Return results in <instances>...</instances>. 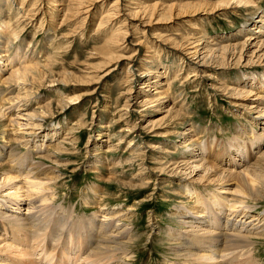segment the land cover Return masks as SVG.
<instances>
[{
	"label": "rangeland",
	"instance_id": "374dc122",
	"mask_svg": "<svg viewBox=\"0 0 264 264\" xmlns=\"http://www.w3.org/2000/svg\"><path fill=\"white\" fill-rule=\"evenodd\" d=\"M6 1L0 0V5L3 9L0 14V24L2 21L9 20L7 15L10 9L9 7L11 6L14 7L10 15L11 23H13L4 35L1 34L0 42L3 40L5 42L8 41L7 38H9V34L13 30L12 28L15 26L19 27L18 33L20 32V36L10 44L12 46L10 47L11 50H17L23 42L21 45L23 50L36 54L37 59L41 63L44 61L43 53L48 48L49 50H54L52 47L55 45L53 46V44L60 42L62 49L55 50L63 51L61 55L63 64L56 70V73L64 70L69 71L65 79L66 84L61 81L37 84L42 98L51 97L54 100L55 105L53 109L55 116L47 115L44 119H41L40 122L43 123L42 128L37 127L31 130V128L25 126L21 127L22 132L26 133L27 138H30L29 136L43 135L54 127L60 129L59 141H62L65 136L68 138L63 140V148L61 153H58L59 155L57 153H54L55 155L48 153V150H45L43 154H47L48 156L52 154L51 158L48 156L43 157L39 154L35 156V160L42 161L44 165L57 167L56 171L60 174L56 182L50 181V183L49 181H45L47 182L46 186L47 188L49 187L50 193L54 192L50 196L48 204L60 206L59 212L65 211L72 213L70 216L75 221L81 218L86 220L93 213H100L101 211L108 218H110L111 212L113 211H122L125 213L122 216L123 218H119L121 222L117 223L120 225L125 223L132 230V233H129L130 236L128 235L125 238L129 246V248L127 247L128 250L132 248L130 250L131 252L128 251L130 252L129 257L126 258V261H129L128 264H194L192 257H184L182 253H179L178 256L175 253L172 246L175 240L169 235L171 233H182L184 229L180 226L181 224L175 212L181 211L182 213L186 210L185 206L195 205V199L189 198V190L181 184L188 180L196 181L194 182V187L199 191H206L207 195L204 199L206 201H208L209 195L215 189L212 184L205 182V180L201 181V183L200 180H197L195 174L191 178L189 174H186L187 171L179 172V174L174 176L171 172H165L163 175L164 178H160L161 176L153 169L157 164L156 161H158L155 159L164 153L167 155V158L163 160L165 164L174 163L176 158L178 161L183 159L184 155L182 151L176 150L177 148L174 150L173 143H182L184 141V134L182 133H185L186 129L192 124L199 128V134L196 135L197 141L199 142L201 140L206 142L208 147L212 148L214 146L212 141L216 140V143L221 146L220 148L225 150L235 138H241V143L251 145L256 137L253 136V132L256 133V131H252V134H249L251 133L252 123L257 121L255 128L259 134L264 125V115L258 121V118H256L258 111L256 109L251 111L252 108H250L258 104L260 106L264 105V100L256 96V93L259 91L255 90L253 93L245 94L242 100L237 99V101L242 102L240 105H237V103H234L236 100L232 95L222 90L220 91L217 88L218 86L214 87V85H220L219 82L222 78L234 84V82H237L238 77L244 78V75L245 77H247L246 75L250 77L253 74L258 75L263 73L264 61L247 63L248 61L243 60L240 63H234L230 58L229 63L224 64V66H214V63H212L209 67H204V72H199V75H195L190 81H175L174 92L177 90L175 95L178 96L181 92L183 93L182 96L177 97V101L181 99L180 103L186 104L182 112L183 117L175 121H170L169 116H166L168 105H172V100L175 99L169 100L166 103L167 108L165 109H159L157 106L155 111L149 109L142 111L145 107L140 108L139 105L142 104L141 100L145 97L152 96L155 88L152 86L154 83H150L149 86H145L144 83L152 76L148 72H154L155 67L162 70L165 66L179 67V65H184V74L182 75L185 76L187 71L186 65L190 62H195L194 59L191 57L189 59V56L185 54L184 48L192 45L190 42L197 41L202 43L200 45L203 46L207 43V39L211 37L215 38L223 34L234 35L243 27H248L249 25L252 27L253 18L256 19V16L261 15V12L264 11V0H252L254 4H251L249 7L238 0H97L90 6L92 16L90 15L89 17L91 18H88L84 23L82 22V17L85 15L83 10L77 12L76 7L78 6L72 4V0H55V2L53 0H38L36 6L33 7L34 0H25L23 1V9H29L28 14L25 13L26 10L25 12L24 10H19L21 13L17 17L16 11L22 7V0ZM201 1H205L204 3L207 5L202 6L196 3ZM222 1H230L231 4L230 6L224 4V6H221L222 8L220 6L216 7L217 3ZM69 3L75 7L68 9L66 13L68 25L63 26L62 24L61 28L60 23L63 20V13L70 5ZM114 3L121 7L124 5L123 12H120L119 15L117 14L118 16L116 18L112 17V20H102L101 14L107 11V9L109 10L110 6ZM137 3H139V6L136 5ZM153 3H156L161 9L150 17L146 14L147 12H145L144 6ZM187 3H192V6L189 8L181 7V5H186ZM234 4L235 6H233ZM64 5L67 6L63 11L61 7H65ZM171 5L173 6L171 7ZM59 7L60 10L58 9ZM126 11L131 16L133 14L132 18H134L135 14L137 15L131 20L126 15ZM101 20L103 23L98 30V22ZM125 20L127 21L126 26ZM110 21L112 22L110 23ZM7 22L9 23L10 20ZM56 28L57 31L55 32L54 29L56 30ZM118 28H122L121 31L123 32L127 31L128 35L125 36L124 32V38L120 44L116 43L115 52H112L109 58L105 57L100 53V50H103L102 48L107 45V42L112 38L111 35L115 34V30ZM75 29L78 30L74 36L72 31H75ZM172 37L176 39V42L178 41V44L176 43L177 45L173 44V40L170 39ZM240 39L243 40L244 35ZM203 40L206 42L204 43ZM241 40L237 39V36H233L230 41L223 40L222 44H236ZM3 49L0 48V52H2L1 56L8 54L4 53L2 51ZM76 56L78 57L76 58ZM4 60V63H6L7 60ZM63 66L66 69L62 68ZM258 67L260 69H257ZM6 68L5 75H8L11 66L9 65ZM107 71L109 73L105 75ZM170 74L173 73L171 72ZM55 78L61 79V75H57ZM172 79L173 77L171 76L169 80L171 81ZM157 81H159L158 78ZM240 83H244V79ZM250 83H253V80H250ZM5 86L7 85L0 83L2 89L3 87L7 89ZM9 86L16 94L17 91L14 87L12 85ZM148 87L151 90H147ZM61 94L63 96L68 95L69 97L79 98L76 100V103L68 105L70 108L65 111L64 109L61 110L60 104L58 103V98L62 96ZM169 94L173 95L172 91ZM126 100H129V103ZM4 105L3 110L6 109L5 113L10 114L12 111L17 113L9 103H5ZM173 105H175L174 107L176 109L179 107L178 104ZM19 106V110L24 109L21 104ZM33 107L36 108L35 105H32L31 108H28L29 111L33 110ZM125 110L127 112L129 111L128 115L130 112L133 114L132 121L127 122L125 120ZM148 111L150 112L147 113ZM149 119H159L160 125H157V127L161 132L155 133L162 136V132L166 130L168 131L166 133L167 136L154 138V133L148 128ZM20 120L27 122L26 118ZM134 123L138 124L136 134L140 136L135 137L133 142L135 144H141V147H144L147 154L146 160L143 163L146 164V168L148 167V172L144 171L142 177H146V180L150 182L142 187H138V182L135 180V177H137L135 172L140 170V166L138 167L136 163L134 167H131L128 160H126L127 156L130 157L132 155V152L127 147L128 140L130 139H124L125 128L134 125ZM243 126H245L248 134H241L240 137L239 127L242 128ZM8 128L0 126V143L4 140L2 132L5 129L11 130ZM15 128L18 127L15 126ZM67 128L73 129L70 130ZM109 129L112 133L110 138L107 134ZM117 132L118 134H116ZM40 137L36 136L35 138ZM120 137H123V139L119 142ZM163 140H168L169 143L164 144L165 142ZM50 142L51 146L49 150L55 152L54 144L58 141L52 139ZM100 142L102 143L100 144L101 146L99 145ZM159 143L161 144L160 147L166 145L171 153H162L161 148H158L159 152L150 150L152 148L157 149L154 148V145H158ZM255 148L252 152L254 153L257 150L254 153L256 157L259 155L261 149L264 151V142H262L259 150ZM17 149L22 154L28 152V149L22 145ZM195 149L197 150V147L193 151ZM212 157L216 159V162L221 167L229 166L225 161L223 162L222 158L229 157L226 152H223L221 158L215 157L214 154ZM53 159H57L58 162H54ZM96 159L97 162H94ZM103 159H105L106 165H104ZM255 159L252 157L251 162L253 163ZM112 165L113 168H110ZM34 177L33 180L36 181ZM180 177L183 178L182 181H179ZM23 178L24 176L19 178L17 182L18 186L22 187L20 190L22 198L28 200L24 204H28L30 197L34 198L40 193L30 185V182H32L31 179ZM211 178L215 181L217 179L214 175ZM25 181L27 183H24ZM94 182L99 184L97 188L100 189V192L104 191V197H102V193L101 195H97V193L91 191L89 186L93 185ZM21 183L24 186H21ZM225 183L224 187L226 190L221 192L223 195H229L228 200L225 199L226 201L231 204L236 203V201H232L234 199L232 197L244 198L245 204L253 206L247 208L250 211L248 216L255 214L256 216L261 215L264 217V197L252 199L242 193L236 192L235 190L238 188L236 183ZM205 184L207 185L206 190L204 187ZM6 187L8 186L0 188V197H6L4 191H2ZM228 187L230 188L228 189ZM47 190L43 191V193L48 194L49 190ZM181 190L187 191V194ZM232 191L235 193H232ZM28 194L31 196H28ZM97 201L99 202L98 204ZM253 204L257 205L254 206ZM237 205L242 204L238 202ZM24 207L26 208V205ZM68 208H71L70 211ZM238 213L241 217L243 210ZM224 220L225 218L223 217V222ZM262 228L264 229V225ZM250 237L253 241H251L252 249L253 251L255 250L253 254L257 262L264 264V235H251ZM6 239L15 243L18 242L17 238H12L11 236ZM29 239L30 236L28 241Z\"/></svg>",
	"mask_w": 264,
	"mask_h": 264
},
{
	"label": "bare ground",
	"instance_id": "6f19581e",
	"mask_svg": "<svg viewBox=\"0 0 264 264\" xmlns=\"http://www.w3.org/2000/svg\"><path fill=\"white\" fill-rule=\"evenodd\" d=\"M23 1L25 0H22V3ZM34 1L35 2L32 4V7L36 6V2L38 0ZM72 1V4L78 6L76 7L78 9H76V11L78 12L79 10H83V13L85 14L82 17L83 23L88 18H91L89 17L90 15L92 16L90 6H92L97 0ZM238 1L246 4L247 7H249L251 4H254L252 0ZM53 2H55V0H53ZM204 2L205 1L196 3L202 6L207 5ZM69 4L70 5L67 8V5H64L65 7L63 8L61 7V10L63 11L64 8H66V11L63 13L64 16L62 15L63 20H61L60 27L62 24L63 26L68 25L66 13L69 8L75 7L71 6V3ZM224 4L226 6H230L231 3L230 1H222L217 3L216 7L220 6V8H222L221 6H224ZM23 5L24 3L22 4V7H20L21 9H17L16 17L21 13L19 10H24ZM136 5L139 6V3ZM172 6L173 5H171V7ZM191 6L192 3L181 5L182 8H189ZM233 6H235V4ZM159 7L160 6H158L156 3H153L148 5L146 4L144 9L146 10L145 12H147L146 14L152 17L156 11H160L161 8ZM9 8L10 9L8 10L7 18L10 20V22H7L9 20L1 22L0 37L1 34L4 35V33H6L13 23H11L12 20L10 15L12 8L14 7L11 6ZM124 8V5L121 7L114 3L110 6L109 10L107 9V11L101 14V19L112 20V17L116 18L120 12H123ZM58 9L60 10V7ZM25 10L24 12L27 13L29 9ZM2 11L3 9L0 5V14ZM126 15L132 20L137 14H135L134 18H132L133 14L131 16L126 11ZM256 17V19L253 18L252 20V27H250V25L248 27H243L234 35L223 34L216 36L215 38L211 37L207 39V43L203 46L200 45L202 43L197 41L193 43L190 42L192 45L184 48L185 54L189 56V59H194L195 62H190L186 65L187 71L185 76L182 75L184 74V65H179V67L165 66V68L162 70H160L158 67H155L154 72L149 71L148 74H152V76H150V78L145 81L144 85L149 86L150 83H154L152 86L155 88L152 96L145 97L141 100L142 104L139 105L140 108L145 107V109L142 111L148 109L155 111L157 106L159 109H165L167 108L166 103L171 99H175L172 100V105H168L166 116H169L170 121L180 120V118L183 117L182 112L186 104H181V99L177 101V97L182 96L183 93L181 92V95L179 94L178 96L175 95L177 92V90L174 92L175 81H190L195 75H199V72H204V67H209V65H212V63H214V66H224V64L229 63L230 58L234 61V63H240L243 60L248 61L247 63L264 61V51L262 52V50H264V11L261 12V15ZM102 20L98 22V30L100 25L103 23ZM111 22L112 21H110V23ZM126 23L127 21L125 20V26ZM18 28L19 27L16 26L12 28L13 30L10 32L9 38L6 37L8 41L5 42V40H3L0 42V48H4L2 51H4V53H8L7 55L1 56L2 52H0V83L7 85L5 86L7 89L4 87L2 89L0 87V126L5 128L9 127L8 129H11H5L2 132V137L4 140L2 143H0V188L8 186L2 190L4 191L6 197H0V264H128L129 261H126V258L129 257L131 252L130 250L132 248L128 250L129 246L126 243L125 238L128 237L129 233H132V230L126 226L125 223L122 225L117 223L121 222L119 218H121L125 213L122 211H113L111 212L110 218H108L106 214H103L101 211L100 213H93L92 216L88 217L86 220L84 218H78L79 220L75 221L72 220L70 216L72 213H67L65 211L59 212L60 206L48 204L50 196H52L54 192L50 193V190L48 189L49 187L47 188L46 186L47 182L45 181L56 182L57 179H59L60 174L58 171H56L57 167H48L46 164L44 165L42 161L35 160V156L37 154L43 157L48 156L47 154H43L45 150H48V153L52 154H58L59 152L61 153L63 148L62 146L64 144L63 140L68 138L65 136L62 141H59L60 138H58V136H60V129H56L55 127L49 129L43 135H35L32 137L29 136L30 138H27L26 133L22 132L21 127L25 126L31 128V130L32 128L37 127L42 128L43 123L40 122L41 119H44L47 115L55 116L53 109L55 105L54 100L51 97L42 98L37 84L42 82L55 83V81H61L66 84L67 82L65 79L69 71L64 70L60 73H56V70L63 64V58H61L63 51L55 50L61 48L60 42L54 44L52 43L53 46L55 45V48L52 47L54 50H49L48 48V50L43 53V63L37 59L36 54L27 52V50H23L21 46L23 42L17 50H11L10 47L12 46L10 44L20 36V32L18 33ZM121 29L122 28L116 29V33L111 35L112 38L107 42V45H104L105 47L102 48L103 50H100V53L105 57L109 58V55L112 52H115L116 43L120 44L121 40L124 38V32L125 36L128 35L127 31L123 32ZM77 30L75 29V31H72L74 36ZM54 31L56 32L57 28L56 30L54 29ZM243 35L244 39L241 40L240 37ZM233 36H237V39L241 41L237 42L236 44H222L223 40L230 41ZM170 39L173 40L174 45L178 44V41L176 42V39L173 37ZM203 41L204 43L206 42L205 40ZM48 46L50 45L48 44ZM77 57L78 56H76V58ZM4 59L7 60L6 63H4ZM9 65L11 66L10 72L8 71V75H5L7 71L6 67ZM62 68L66 69L65 66ZM257 69H260V67ZM171 72L173 74H170ZM108 73L109 71H107L105 75ZM57 75H61V79L55 78ZM171 76L173 79L170 81L169 78ZM246 76L247 77L244 75V78L238 77L237 82H234V84L229 83L228 81L224 80V78H222L219 82L220 85L216 84L214 87L218 86L217 88L220 89V91L222 90L225 93L232 95L236 100L234 103H237V105L242 103L237 101V99L242 100L245 94L253 93L255 90L259 91L256 93V96H259V98L264 100V71L258 75L253 74L250 77L249 75ZM163 77L164 79H162ZM157 78L159 81H157ZM240 79H244V83L241 84ZM250 80H253V83H250ZM9 85L14 87V89L17 91L16 94L13 92L12 88L10 89ZM149 89L151 90V88L148 87L147 90ZM171 91L173 95L169 94ZM5 92L7 93L6 95ZM61 95L62 96L58 98V103L60 104L61 110L64 109L65 111L70 108L68 105L76 103V100L79 98L69 97L68 95L63 96V94ZM127 102L129 103V100ZM5 103H9L17 113H14L13 111L10 114L5 113L6 109L3 110ZM20 104L24 109H18ZM173 104H178L179 107L176 109L174 107L175 105ZM32 105H35L36 108L33 107L34 109L29 111L28 108H31ZM258 105L251 106L250 108H252L251 111L253 109L258 111L259 115L257 114L256 118H258L259 121L261 120V116L264 115V105ZM149 112L150 111L147 113ZM128 113L129 111H126L125 120L130 122L133 120V114L130 112L128 115ZM25 118L27 122H22L21 120L19 121V119ZM256 122L257 121L252 123L251 133H249L252 134V131H256V133L253 132V136L256 137L252 141L251 145L248 143H241V138H235L228 145L229 147L227 146L228 148L225 146V150L220 148L221 146L216 143V140L212 141L214 145L212 148L208 147L206 142L201 140L199 142L197 141L196 135L199 134V128L192 124L186 129L185 133H182L184 134V141L180 144H176V142L173 143L174 150L177 148L176 150H181L182 154L184 155V158L180 161L176 160V158L174 163H164L165 161L163 160L167 158V155L164 152L171 153L166 145L160 147V143L158 145L153 144L155 146L154 148L157 149H150L159 152L158 148H161L162 153H164L159 155L157 158L155 156V160L158 161H156V166L153 167V169H155L156 172L161 176H159L160 178L163 177L165 172H171V174L174 176L179 174V172L181 173L182 171H187L186 174H189L191 178L195 174V176H197V180H200V182L205 180V182L212 184L213 188L215 189V191L211 192L209 195L208 201H206L204 199L207 193L206 191H199L194 187V182L196 181L188 180L181 184L187 188V190H189V198L195 199V205L185 206L186 210L182 213L181 211L175 212L177 213L179 223L181 224L179 225L184 228L182 233L169 234L172 236V239L175 240V243L172 246L178 256L179 253H182L184 257H192L194 264H259L253 254L255 250L253 251L252 249L253 241L251 240L250 236L264 235V229L262 228L264 225V217L261 215L256 216L254 213V215L248 216L250 211H248L247 208L253 206L245 204L244 198L237 196L232 197L234 198L232 201L234 200L236 203L230 204L225 200H228L229 195H223L221 192L226 190L224 187L226 184L225 182H230V184L236 183L238 185V188L235 190L236 192L242 193L247 197L252 199L264 197V151L261 149L259 155L256 157L254 153L257 150L254 153L252 152L254 151L253 149L255 147V149L259 150L261 148L262 142H264V125L261 133L259 134L255 128V125H257ZM157 125H160L159 119H149L148 128L154 133V138L167 136L166 133H168V131L166 130H164L165 132H162V136L157 134L158 132H161ZM15 126L18 128H15ZM137 126L138 124L134 123V125L125 128L124 139H130L128 140L127 147H129V151L132 152V155L130 157L127 156L126 160H128V163H130L131 167H134L136 163L138 167L140 166V170L135 172L137 176L135 177V180L138 182V187H142L143 185L148 184L150 181L146 180V177H142L144 171L148 172V167L146 168V164L143 163L146 160V150H144V147H141V144H135L133 142L135 137L140 136L139 134H136L138 131ZM72 129L73 128L70 130ZM110 129L107 133L109 138L112 134ZM244 133H247L245 126L242 128L239 127L240 137L241 134L243 135ZM116 134H118V132ZM36 136L41 137L35 138ZM52 139L58 141L56 144H54L55 152H51L49 150L51 146L50 141ZM121 139H123V137H120L118 141L120 142ZM163 141L165 142L164 144L169 143L168 140ZM100 144L102 143L100 142L99 145ZM20 145L26 147L28 152L22 154L20 151H18L17 148ZM196 147L197 150L195 149L193 151V149ZM185 150H187V152H185ZM223 152H226L229 157H222ZM52 154L48 157L51 158ZM213 154L215 157H222L223 162L225 161V163L229 166L221 167V165H218L216 159L212 157ZM252 157L256 158L253 163L251 162ZM103 160L104 165H106L105 159ZM53 161L58 162L57 159H53ZM94 162H97V159L94 160ZM110 168H113V165ZM21 172H23V174H21ZM213 175L216 176V181L211 178ZM23 176V179H31L32 182H30V185L36 188L38 190L37 192L40 193L34 198L30 197L28 204H24L28 200L22 198L20 194L22 187H19L17 182L19 181V178ZM33 176H35L34 178L36 181L33 180ZM28 179L26 180L30 181ZM182 180L183 178L180 177L179 181ZM24 183L27 182L25 181ZM206 184L204 185L205 190L207 189ZM98 185L99 184L94 182V184L90 185L89 188L92 192L97 193V195H101L102 193V197H104V191L100 192V189L97 188ZM21 186L24 185L21 183ZM50 188L52 189V187ZM229 188L230 187H228V189ZM26 189H28V187ZM47 189L49 190L48 194H45V192L43 193V191H46ZM185 190L181 191L187 194V191ZM232 193L235 192L232 191ZM28 196L31 195L28 194ZM98 197L102 198L101 196ZM238 202H240L242 205H237ZM98 203L99 202L97 201V204ZM24 205H26V208ZM253 205L256 206L257 204ZM68 209L70 211L71 208ZM242 210L243 213L240 217L238 212H241ZM223 217L225 218L224 222ZM10 236L12 238H17L18 242L15 243L13 241L7 240L6 238H10ZM29 236L30 239L28 241Z\"/></svg>",
	"mask_w": 264,
	"mask_h": 264
}]
</instances>
